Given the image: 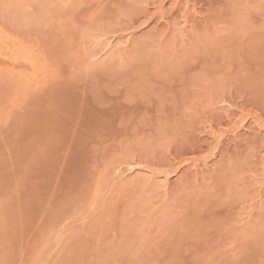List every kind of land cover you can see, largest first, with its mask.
<instances>
[{
    "label": "rangeland",
    "instance_id": "rangeland-1",
    "mask_svg": "<svg viewBox=\"0 0 264 264\" xmlns=\"http://www.w3.org/2000/svg\"><path fill=\"white\" fill-rule=\"evenodd\" d=\"M0 264H264V0H0Z\"/></svg>",
    "mask_w": 264,
    "mask_h": 264
}]
</instances>
